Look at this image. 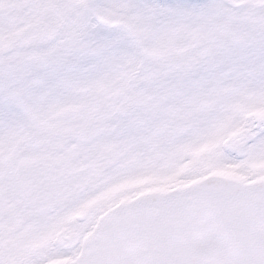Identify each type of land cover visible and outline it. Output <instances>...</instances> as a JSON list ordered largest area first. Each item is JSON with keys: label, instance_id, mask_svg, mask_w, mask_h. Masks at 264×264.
I'll return each instance as SVG.
<instances>
[{"label": "snow or ice", "instance_id": "snow-or-ice-1", "mask_svg": "<svg viewBox=\"0 0 264 264\" xmlns=\"http://www.w3.org/2000/svg\"><path fill=\"white\" fill-rule=\"evenodd\" d=\"M0 264H264V0H0Z\"/></svg>", "mask_w": 264, "mask_h": 264}]
</instances>
